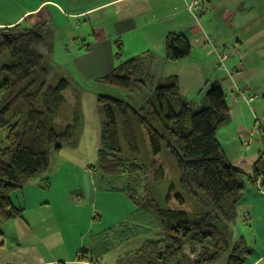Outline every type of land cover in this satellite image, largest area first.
<instances>
[{
  "label": "trees",
  "instance_id": "trees-1",
  "mask_svg": "<svg viewBox=\"0 0 264 264\" xmlns=\"http://www.w3.org/2000/svg\"><path fill=\"white\" fill-rule=\"evenodd\" d=\"M206 1L199 0V7ZM46 24L19 22L0 27V222L23 218L24 207L16 205L10 194L46 170L50 151L70 143L80 119L75 107L71 123L60 131L55 128L68 83L64 79L56 85L49 82L52 72L40 33ZM164 50L165 59L176 62L190 55L191 44L184 35L171 32L165 37ZM115 58V66L98 81L148 97L139 108L125 99L97 97L103 114L97 166L108 174H126L136 205L155 216L159 231L119 254L114 264H214L226 254L225 264H243L251 248L243 237L232 242L227 229L238 214L244 173L227 158L216 136L229 116L223 88L217 81L205 84V104L195 108L181 95L175 76L158 83L149 67L146 72L145 61L149 66L154 58L150 52L121 60L117 51ZM134 130L144 133L150 155L168 151L178 169V190L170 185L160 197L162 168L149 184L142 162L134 157L138 148ZM122 140L130 157L121 154ZM5 154L8 161L2 158ZM263 160L264 149L258 152L248 178L264 191ZM171 198L179 206L191 202L194 208L190 212L171 208ZM187 244L197 258L190 257ZM77 253L79 260L90 264L101 258H91L87 248Z\"/></svg>",
  "mask_w": 264,
  "mask_h": 264
},
{
  "label": "crops",
  "instance_id": "crops-1",
  "mask_svg": "<svg viewBox=\"0 0 264 264\" xmlns=\"http://www.w3.org/2000/svg\"><path fill=\"white\" fill-rule=\"evenodd\" d=\"M8 1V10L0 15V27L19 22L28 26L42 21L48 23L49 20L42 17L45 7H53L55 14L52 18L56 17L57 21L64 15L76 19L84 17L83 22H89V27L80 29L81 22L76 20L75 27L78 30L70 31L67 39L73 44L77 37L82 36L88 43L75 49L67 44L68 47L64 50H68L67 59L73 53L81 51V48H106L110 54L107 56L108 63L105 60L102 68L110 70L117 63V51H120L121 60L150 52L154 58L149 69L154 77L169 80L175 76L181 95L190 102L197 94L203 99L205 84L213 81L220 84L226 95L229 116L217 129L216 136L227 158L244 173V193L237 206L236 219L243 222L244 229L249 231L252 238V243L248 245L251 254L247 264H262L264 191L248 177L252 175L258 152L264 149V68L256 65L257 61H248L252 42L247 41L245 32L250 22H243L244 19L236 16L246 10V5L249 8L254 6L250 0H208L203 9L198 10L197 18L186 7L190 0ZM217 9H220V13ZM171 32L184 35L191 44L190 55L176 62L167 61L164 57L165 37ZM208 37L211 39L208 40ZM246 41L248 45L243 46ZM213 44L229 53L223 69L215 64ZM252 139L255 140L254 145H251ZM71 202V198L65 199L66 205L69 206ZM42 204L46 206L29 209H36L39 211L37 213L29 212L22 214L23 218L0 222V264H90L77 257L81 248L88 247V254L92 258L93 249L87 245L89 239L92 242H106L98 249L97 257L106 253L108 234L103 230L93 232L90 229L94 216L84 230L76 235L64 236L55 223L58 211L54 209V212L48 203H40ZM54 204L55 207L62 206L60 201ZM40 209H46L44 211L49 213L46 218L52 221L44 226L45 223H40L45 221L44 217L39 221L40 227H33L29 219L37 221L39 218L36 215L40 213ZM158 231L155 230L156 233ZM239 237L243 236H236ZM135 239H139L138 236ZM140 242L134 240L135 244L132 246L135 247ZM121 253H117L116 257Z\"/></svg>",
  "mask_w": 264,
  "mask_h": 264
},
{
  "label": "rangeland",
  "instance_id": "rangeland-1",
  "mask_svg": "<svg viewBox=\"0 0 264 264\" xmlns=\"http://www.w3.org/2000/svg\"><path fill=\"white\" fill-rule=\"evenodd\" d=\"M7 2L9 1L0 0V15L4 10H8ZM225 2L231 6L229 2ZM190 3L191 0L186 7L197 18L198 10H202L204 6L190 8ZM250 3L254 6L249 8L246 5V10L244 9L243 13L236 14V16L244 19L243 22H250L245 32L247 41L252 42L250 45L251 55L248 61H257L256 65H262L264 68V0H250ZM65 7L68 6L65 4ZM218 10L220 9L216 11L220 13ZM42 13L43 19L49 20L40 32L45 38L43 50L52 72L49 82L56 85L60 79H64L68 83V87L63 92L65 102L59 109L55 128L60 131L68 122L71 123L73 108L75 107L80 114V119H78V126L72 134L70 143H63L59 150L50 151L46 170L41 175L31 179L22 189L12 192L10 197L16 205L24 207V215L29 212L37 213L38 210L29 211V209L35 206L45 207L46 204L40 205V203H48L49 207L58 211V219H55V223L58 224L64 236L78 234L79 231L84 230L85 225L87 227L94 216V223L90 229L93 232L103 230L102 232L108 234V242L105 246L108 249L95 264H114L117 253L132 248L134 240L143 241L145 237L155 236V230L158 231L159 228L155 216L150 211L136 205V196L132 194L134 190L127 189L129 182L126 180L124 172L112 175L98 169L96 152L99 145L100 121L103 120V114L97 97L107 95L125 99L139 108L144 105L148 96L143 92H127L110 85H103L98 81L99 77L109 73L112 69L105 70L104 67L102 68L105 60L106 64L108 63L107 56L110 54L106 48L93 47L89 50L81 48V51L73 53L69 59L66 58L68 50H64L68 45L75 49L83 43H88L87 40H83L82 36L77 37L73 44L70 39H67V34L70 31L78 30L75 27L76 20L81 22L80 29L89 27V22H83L84 17L76 19L64 15L62 18L60 17L61 20L57 21L56 17L52 18V15L55 14L53 7H45ZM88 19L91 21V18ZM210 39L211 37H208V40ZM247 41L243 46L248 45ZM211 46L214 49L216 66L223 69V65L226 66L229 59V53L216 44ZM114 62L113 60V65ZM148 63L149 61H145L144 65L147 73ZM155 79L158 83L168 81L167 79L160 80L159 76H156ZM188 102L195 108L205 104L201 95L198 94L192 102L189 99ZM144 136L142 131L134 130V139L137 143L136 147H138L134 157L142 162V168H144L146 178L151 185L156 170L162 168L163 180L159 188V195L163 197L170 185L174 187V191L178 190V169L167 150H163L156 156L150 155ZM121 142V154L129 156V150L123 140ZM250 142L251 145H254L255 140L252 139ZM245 144L248 145V142ZM2 158L8 161L9 155L5 154ZM42 178L46 179L43 181ZM67 198H71L72 201L69 206L66 205L68 201L65 204ZM58 201L62 206L55 207L54 203ZM168 205L171 208H180L188 212L194 208L191 202L179 206L173 198L170 199ZM44 210L46 209H40V213L36 215L39 218L38 222L32 221L29 216L28 219L33 227H40V223H45V226L52 221L46 218L49 213ZM44 217L45 221L39 223ZM228 226L227 232H230L228 233L232 242H235L238 239L236 236L240 235L245 237L247 245L252 243L249 231L244 229L242 221L235 219ZM135 235L139 239H135ZM10 239L13 241V238L10 237ZM105 243V241L102 243L92 242V239L87 241V245L93 249V254H91L93 259L99 258L97 257L98 249L103 247ZM196 248L198 251V247ZM186 250L191 258H197L190 253L189 244L186 245ZM227 257L228 254L224 255L214 264H225ZM248 257H245L243 264H247Z\"/></svg>",
  "mask_w": 264,
  "mask_h": 264
},
{
  "label": "built area",
  "instance_id": "built-area-1",
  "mask_svg": "<svg viewBox=\"0 0 264 264\" xmlns=\"http://www.w3.org/2000/svg\"><path fill=\"white\" fill-rule=\"evenodd\" d=\"M190 8H197L199 7V0H191V3L189 4ZM225 58V56H223ZM223 68H225V64L223 65ZM264 162V160H263Z\"/></svg>",
  "mask_w": 264,
  "mask_h": 264
}]
</instances>
